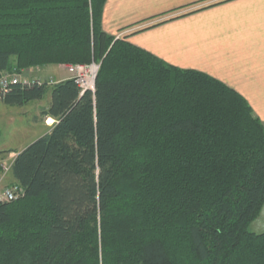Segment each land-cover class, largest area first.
Returning <instances> with one entry per match:
<instances>
[{
  "label": "trees",
  "instance_id": "obj_1",
  "mask_svg": "<svg viewBox=\"0 0 264 264\" xmlns=\"http://www.w3.org/2000/svg\"><path fill=\"white\" fill-rule=\"evenodd\" d=\"M106 1L0 0V75L101 62L94 91L0 93H49L55 120L10 161L25 193L0 202V264H264L262 122L220 81L106 33Z\"/></svg>",
  "mask_w": 264,
  "mask_h": 264
},
{
  "label": "crops",
  "instance_id": "obj_2",
  "mask_svg": "<svg viewBox=\"0 0 264 264\" xmlns=\"http://www.w3.org/2000/svg\"><path fill=\"white\" fill-rule=\"evenodd\" d=\"M102 27L112 36L129 29L131 44L170 66L220 81L248 102L264 126V0H107ZM50 100L34 101L40 113ZM46 120L55 123L40 114L45 129L39 137L50 128ZM252 231L264 232V208Z\"/></svg>",
  "mask_w": 264,
  "mask_h": 264
},
{
  "label": "rangeland",
  "instance_id": "obj_3",
  "mask_svg": "<svg viewBox=\"0 0 264 264\" xmlns=\"http://www.w3.org/2000/svg\"><path fill=\"white\" fill-rule=\"evenodd\" d=\"M127 30L119 31L120 33H118L114 37L116 39H127L128 36L126 35L128 34V32H130H126ZM93 63L101 67V62L97 61L84 66H90ZM70 66L74 68L72 69ZM75 66L77 65L41 67L46 68V71L42 69L37 70V68H33L31 70L29 69L30 71H24L22 75H15H18L20 78L30 79L31 81L36 80L42 83H47L48 85L52 86L62 81L66 77H69V79L76 78L78 76L79 71L77 70V68H75ZM83 77L84 79H87L88 82H85V86H82L81 89L83 91H92L91 87L93 84H90V73H88V75L85 74ZM49 97V93H47L42 99V102H46ZM36 105L37 104H35V102H31L25 106H8L5 105L0 99V158L6 160L8 163L16 157V155L11 152L17 153L24 150L27 146L32 144L39 137V132L45 129V126L43 124L38 123L41 113ZM51 122V120L44 121V123L48 125L47 128L53 127L54 122ZM0 180L2 182V186H12L13 184H15L10 173H8L6 176H2V179L0 178ZM250 230L252 231V227L250 228Z\"/></svg>",
  "mask_w": 264,
  "mask_h": 264
},
{
  "label": "built area",
  "instance_id": "obj_4",
  "mask_svg": "<svg viewBox=\"0 0 264 264\" xmlns=\"http://www.w3.org/2000/svg\"><path fill=\"white\" fill-rule=\"evenodd\" d=\"M72 69L74 67L70 66ZM77 70L79 71L78 76L79 78H74L78 83H80L81 87L85 86L84 83L88 82L87 79H84V75H88L90 73V84L92 85V91H94V80L96 74L94 73V70L96 69V73L99 69V66L96 64H92L90 66H84V65H77L75 66ZM92 82V83H91ZM27 85V86H34V85H42L43 83L36 80H30L26 78H20L18 75L10 74V73H3L0 75V93H6V89L9 86L12 85ZM11 169V162L9 163L6 160H0V178L2 179V176H6ZM0 180V202H12L18 200L20 197L24 195V190L19 187L18 185H14L11 187H4L1 185Z\"/></svg>",
  "mask_w": 264,
  "mask_h": 264
},
{
  "label": "bare ground",
  "instance_id": "obj_5",
  "mask_svg": "<svg viewBox=\"0 0 264 264\" xmlns=\"http://www.w3.org/2000/svg\"><path fill=\"white\" fill-rule=\"evenodd\" d=\"M100 68V67H99ZM99 70V69H98ZM96 71V69L94 70V73L96 74V76H95V80H96V77H97V74H98V71H97V73L95 72ZM95 80H94V89H95ZM78 83V82H77ZM92 83V82H91ZM79 85H81L80 83H78ZM81 87V86H80ZM82 88V87H81ZM87 90V89H86ZM82 92H85V90L83 91L82 90ZM0 160H4V159H1L0 158ZM2 185V184H1ZM4 187H7V186H4Z\"/></svg>",
  "mask_w": 264,
  "mask_h": 264
}]
</instances>
